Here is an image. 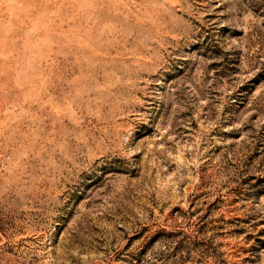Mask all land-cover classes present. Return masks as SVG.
<instances>
[{"label": "rangeland", "instance_id": "1", "mask_svg": "<svg viewBox=\"0 0 264 264\" xmlns=\"http://www.w3.org/2000/svg\"><path fill=\"white\" fill-rule=\"evenodd\" d=\"M0 264H264V0H0Z\"/></svg>", "mask_w": 264, "mask_h": 264}]
</instances>
